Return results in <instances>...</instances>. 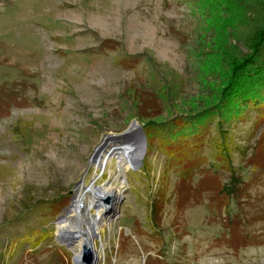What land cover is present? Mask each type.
I'll return each mask as SVG.
<instances>
[{"label":"rangeland","instance_id":"obj_1","mask_svg":"<svg viewBox=\"0 0 264 264\" xmlns=\"http://www.w3.org/2000/svg\"><path fill=\"white\" fill-rule=\"evenodd\" d=\"M263 25L264 0H0V264H86L83 233L57 231L82 185L119 196L101 203L97 264H264V109L169 129L218 103ZM134 121L155 132L115 179L93 155ZM231 221L253 245L229 246Z\"/></svg>","mask_w":264,"mask_h":264},{"label":"trees","instance_id":"obj_2","mask_svg":"<svg viewBox=\"0 0 264 264\" xmlns=\"http://www.w3.org/2000/svg\"><path fill=\"white\" fill-rule=\"evenodd\" d=\"M249 41L252 42L250 53L242 61H234L231 65V74L226 78V85L221 91L218 103L203 109L193 118H185L183 125L179 127L171 124L169 129L172 139L175 135H178L179 139L199 136L209 121L216 120L217 127L224 128L242 119L249 107L257 111L264 109V25ZM153 127L155 126L150 123L143 126L148 141H151L155 132L152 130ZM232 177L230 184L220 191V195L229 198L230 201L238 200L246 192L245 187L243 189L241 187L243 183L238 181L235 175ZM228 230L232 237L229 241L231 248L248 247L254 244V240L241 231L237 221H231ZM257 244L263 245V242H257Z\"/></svg>","mask_w":264,"mask_h":264},{"label":"bare ground","instance_id":"obj_3","mask_svg":"<svg viewBox=\"0 0 264 264\" xmlns=\"http://www.w3.org/2000/svg\"><path fill=\"white\" fill-rule=\"evenodd\" d=\"M108 153L109 152H106V154H104V156L99 159L100 162L97 160L99 167H103L104 160L106 159ZM142 154L143 152L140 148L131 145H125L123 149L112 152L106 161L107 164H114V172H112V174L115 179H118L119 177L125 178L127 174L131 172H137V166H139L144 160L145 155L142 157ZM82 187L83 185L79 188V193L76 195L73 205L60 218L57 231L60 235L67 237L70 235L77 236L78 234L83 233L80 239H78L79 250L76 252L77 257L80 256L81 249L88 247L93 252L95 260L98 261L100 259V255L96 246V238L99 236V225L101 226L102 221L104 222L105 220L100 210L101 203L108 197L110 198L112 196H116V199H118L119 196L114 187L110 185L101 188H97L95 185H93L89 189H86L87 191L82 190ZM87 196H89V201L87 204H85ZM80 204L84 205L83 210L81 209ZM97 208H99L97 217L101 215L100 221L92 219L90 225L86 229L79 226L74 227V221L77 222L79 219H83L84 216L88 215L92 209ZM84 234H86V236ZM78 261H80V259ZM78 261L77 263H79Z\"/></svg>","mask_w":264,"mask_h":264},{"label":"water","instance_id":"obj_4","mask_svg":"<svg viewBox=\"0 0 264 264\" xmlns=\"http://www.w3.org/2000/svg\"><path fill=\"white\" fill-rule=\"evenodd\" d=\"M125 145H131L140 148L143 152L142 157L146 153L147 137L143 127H141L136 121H134L126 131L120 134L105 135L102 142L95 150L93 161H96L104 152H109L106 156V158H108V156L111 155L112 152L123 149ZM141 165L142 164H140V166ZM110 202L111 200H108V203ZM109 212L112 211L110 210ZM70 240H72L71 244L76 242V239ZM83 253V261L86 264H97L93 252L88 247L83 248ZM74 263L77 264V261L74 260Z\"/></svg>","mask_w":264,"mask_h":264}]
</instances>
